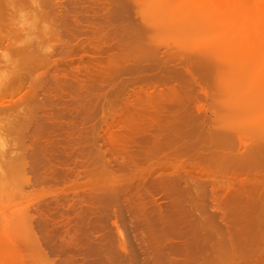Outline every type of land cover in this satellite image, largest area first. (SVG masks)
Instances as JSON below:
<instances>
[{"label":"rangeland","instance_id":"1","mask_svg":"<svg viewBox=\"0 0 264 264\" xmlns=\"http://www.w3.org/2000/svg\"><path fill=\"white\" fill-rule=\"evenodd\" d=\"M141 1L136 0L137 3L139 2L138 4L140 6H138V4L137 3L135 4V2L132 0H127V1L125 0H105V1L104 0H31L30 2H28L29 3L28 5H25L23 7L21 6L20 9L19 8L16 9V11H14V16L10 18L11 30H15V32H18L16 33V35L18 34L17 35L18 40L19 41L21 40L22 42L29 45V47L23 51L21 56H19L20 58H27L29 55L32 54L31 52L33 51L35 52L36 45L40 42L39 44L41 45V49L47 51V53L44 52L45 56L50 59L49 60L48 58H46L45 62H47V59L50 62H52V65L53 63L55 64V62L53 61H56V60L58 61L57 65H60V63L63 62V64L60 65V68L59 66L58 68L59 69L65 68V69L62 71L61 70L59 71V69H57L58 71H56V68H51L50 70L52 71H50L49 69L46 70V66L48 64H50L51 66V63L49 61H48V64L43 65V67L45 66V68L43 67H41L43 69L37 68L38 70L36 69V71H33L32 76L29 77L31 80L29 78L27 80L25 79L24 86L26 84L27 86H25L26 88L24 87V89L28 91L27 89L30 88V86L28 88V83H26L27 81H29V85H31L30 81H33V82H35L36 80L39 81V79L41 78L42 81L44 82L43 85L45 84L47 85V86L42 85V89L43 87H47L48 90L44 88L45 90H43V92L45 93H43L41 91L42 89L40 90V88L39 90H37L38 92L35 94V96L32 97V100H33L32 101L33 103H31L32 107H30L31 106L30 104L29 105L22 104L18 100H16L15 102V98L21 95L23 91H25L24 89L22 92L20 91L21 94L17 96H15L14 94L9 95L8 99L10 100V102L8 103L9 105L7 107V112L5 114L0 113V119L4 118L3 119L4 122L6 123L7 121L6 124H8L4 129L3 127L0 128L1 129L0 132H3L2 134L0 133V137L2 136L0 140L4 141V144H3L4 146L3 147L0 146V148L3 149V151H1L0 149V151L3 153V155L2 153H0V160L2 161V162L0 161V164H1L0 166V171H1L0 173V264H175V263L176 264H203L204 261H205L204 263H206V262H209L210 259L214 260V262L218 260L219 259L218 256H220V254L218 253L219 250L221 253V257L224 256V253L226 254L225 252L226 250L227 252L229 251V253L230 251L233 252L234 250L235 252H233L232 254L235 253L236 255L238 254L242 255V257H245L244 258L245 261H253V260L258 259V257H261L262 258L260 259L261 263L264 264V230L260 238H259L260 235L257 237V239L255 238L256 240H258L257 244L259 243L258 245L259 247L254 250H252V246L250 245V241H251L250 238H248L247 240V237H245V241L241 242V240L239 241V239H237V236L235 237L234 235H232V237L230 236L231 242L229 241L230 238H227V241L224 239V241H226V246H228L229 249H226V246H225V248L222 250L221 247L219 246L218 248L213 250L212 249L213 242L215 241L214 244L216 245V243L218 244L220 243V241L222 242L223 240L222 239L213 240V238L215 239L214 237L215 233L214 235H212V233L209 231L211 234L209 235L207 233L208 232L207 229H205V227H202V226L205 223L206 224L209 223L208 225H206V228H208L207 226H209L210 230L213 228L212 232L214 231V229L217 230L216 229L217 225L222 226L223 222H222V225H220L219 223L216 224L215 219L217 220V222H219L218 220L220 219L222 212H220V209L217 207L216 209H218L219 211L217 210V212L216 211L214 212L216 217L213 214V216L215 217V219H213V216H211L212 215L211 212L212 210L214 211L215 206L213 207L211 203L214 204V202H210L208 199L203 198L205 197L204 196L205 193L204 194L202 193L203 190L201 191V193L203 194L202 195L203 197L201 198V196L199 195L200 193L199 191L201 190V188H203V186H200L201 184L199 185L201 187L200 190H197L198 191L197 194L200 196L201 201H200V198L199 199L197 198L198 203L194 202V200H196V197L198 195H196V193L194 192L195 193V198H194L193 191L195 188L193 186L195 185L196 188H199V186H196L197 182L196 181L194 182V180L191 177H196V174L195 176H190L189 172L183 173L182 171H180L181 169H179L177 171V173L180 171L179 172L180 175L177 174L179 176L178 181L180 180L178 184V181L175 180L177 179L176 178L177 175L176 177H172L174 176L176 171L174 169L167 167L168 166L167 162H170L173 164L178 163L180 165L183 162V164L185 163L187 165L185 161H187L186 159H188V157L186 155L190 154L191 153L190 151L195 153V147L197 148L199 145L196 140L194 141V145H195V142H197V146L195 145L194 147L192 143L194 150L189 151L188 149L190 147H187L188 148L187 150L189 151L187 152V154L185 152L183 154L182 150H181L182 152L181 155L180 153L178 154V152L180 151L174 150L176 146L170 142V140L171 139L173 140V138L175 137L174 130L170 131V129H172L173 126L175 127L177 126L178 128L180 126V130L181 128L183 130L187 129L191 125L189 123L190 125L187 126L189 122L187 121L189 116L190 115L192 116L193 114H199L200 112H201L200 113L201 117L200 116L199 117L201 121L200 119H198L197 121L195 120L196 123L197 122L202 123L203 120H205L207 118V115L209 114L207 118V120L209 121H206V122L210 123V124H207L209 125L210 128H211L210 125H212V127L213 126L218 127L219 125L222 127L223 126L227 127L229 124L230 126V123L228 122H231V121L228 119L227 116L224 117V113H226L227 115V112L229 110V108H227V105L230 104V107H231V102L234 100L233 97L236 95V92L235 94L232 92L233 93L232 94L230 92L227 93L228 91L224 90L227 85H226V82H224L225 77H224L223 72L226 74V72L228 71L229 72V73L227 72L228 76L231 77V75L234 72H236L235 71L236 69L233 72V68L240 67L241 69H244L242 67H244L243 65L245 63L243 62L242 64L239 61L244 59L242 58V56L245 57V54H243L239 50L242 53L240 57L238 58L237 55L233 54L232 56L231 54L232 57L230 56V58L227 59V61L230 63L225 64L226 68L223 67L224 66L223 64V66H220V68L218 67V69L213 68L215 72L213 71V69L212 71L210 70V78L213 76L212 73L213 74L215 73L214 75L215 77L218 75L217 77L220 80H218V78L217 77L215 78L214 76L211 79L214 78L217 83L219 84L221 83L218 86H221L220 88L222 89L218 90L219 89L218 87H216L218 88L216 90H214L215 88L213 89V87L216 86V85L213 86L214 84H216L214 79H213V82L212 80L210 81L211 84L213 83L212 85L207 84V81L209 83L210 79L205 81L206 85L204 84L203 81L201 82L202 83L201 86L199 85L200 83L192 85L191 86L192 89L195 88L196 91H194L195 89L189 91L191 89L189 86L188 89H185L187 91L184 96H187V94L189 93L192 94V92L194 91L195 96L194 94H192L193 96L186 98V99L190 98L192 100L195 99L193 101L191 100L192 104L190 102V99L185 100V101H180V102L176 100L178 108L183 102L185 103L186 101H188V103L186 102L187 105L186 104L181 105L182 107L184 106L183 109L182 107H180L179 109L177 108L178 110L177 111L176 109L174 110V106L176 108V105H175L176 102L173 101V103L171 102V108H169L168 110V107H170V105H168L167 102L171 101V98H174V97H171V94L168 95V93L166 94L165 92L162 93L163 94L162 95L161 92L158 90L162 96L161 97L159 96L160 94L158 91H156L158 95L154 92L156 89H154L153 91V88L150 89V91L143 90L144 86H145L144 88L147 89L146 86L149 85L148 82L154 83L155 81L145 80L144 82H142L143 80L141 81V79L138 78L142 74H145L146 71H143V72L140 71L141 72L140 73L138 70H135V72H133V70L131 71L128 70L127 67L130 66L131 63L129 62H131V59L127 58L128 61L125 63L123 62L124 64L118 61L119 62L118 64L120 66L117 65L116 60H113V63L114 61L116 62L114 65L111 61H110L111 63L107 64L108 59L110 58V57L108 58L107 55H113V53L115 52H117L115 54H118L120 52L119 55H122L121 57H124V55L126 54L125 50L127 49L128 45H129V48L135 45L136 47L135 51L137 53L138 51L137 48L139 49V51L145 50L146 45L149 44L148 42H150L151 47L149 46L148 49L146 50H149V51L153 50L154 52L157 51L158 53H160L158 50H161V48H163L162 53H164L165 51H170L168 48L166 49L164 47H167L169 45L171 46L172 45L171 43L173 41L174 42L178 41V38H175V37L178 36L176 33H179V31L175 32L173 30L175 34L173 33L174 34L173 35L171 33L172 35H170L169 29L165 28L166 30L168 29V32L167 31H164V32H167L169 34L167 33L165 34L164 32H163L164 34L159 33V32L156 34V31H154V29L153 30L149 29L151 31L150 32L147 28L141 27L142 23L144 24V26L148 25V23L150 25V22L152 23L151 21L152 15L156 16L160 14V13L156 14L157 11L156 9L154 10L153 5L155 7V4H153V0H144L142 4H141ZM147 1H150V2H147ZM191 1H192V5H194L193 2L195 3V6L197 5L195 7V11H194V8L193 10H191L192 5L190 4L191 3L190 0H182L181 1L182 11L184 8V13L182 12L181 14L186 15L188 18H190L189 16L193 15V17L191 18L193 19L192 21H194V18H196V14L198 11H199L198 12L199 16L202 14L201 16L204 17L203 14L206 12V10L209 8L208 9L209 11L212 8L211 6H208V5H211V1H209L210 4H207L208 0H191ZM246 1H247V4L246 2H244L246 6H243L242 5L243 2L241 1L242 2L241 6H243V8L250 7L251 9H253L252 12H254V9H256L255 11L259 9L258 4H255L256 7L255 5H253L254 4L253 1L255 0H252V1L249 0L250 2L248 0ZM132 2L135 5H133ZM238 5L237 7H240ZM206 6L208 8H206ZM185 7L188 8L187 11H190V12H187ZM190 7L191 9H189ZM152 8H153V12L155 11V15L153 13L150 14V12H152L151 11ZM243 8L242 10L244 11ZM201 11L203 13H201ZM238 11L241 12L239 14V17L242 14L241 16L242 18H244L243 11H241L240 9H238ZM254 14L255 12L252 15ZM225 16L227 18V15ZM255 18L256 16L255 17L253 16L251 18V21L252 20L253 21L250 23L251 25L254 24L255 26H257V22L260 20V18L259 17H258L259 19L256 18L257 22ZM206 20L209 21L210 20L209 17ZM222 20H224V23H225V20L227 21L225 17H223ZM261 20H264V18L263 19L261 18ZM209 22H211V20ZM186 23L188 25V23L190 22L187 21ZM194 24L195 23H193V25ZM196 24H197V27L199 28L202 23L200 24V26L198 25L199 23H196ZM204 24L205 23H203L202 27L205 26ZM213 24L212 26L211 24H209L211 26L210 28L217 27L215 26L216 23H213ZM193 25L191 26L193 27ZM209 25H206V26H209ZM191 26L190 27L188 26V30L190 29L189 32L192 35L190 33H188L187 35L188 31L186 30H184V32L180 31L179 34H181L182 32L183 34L185 33L186 36H191L192 38L193 36H195V39L197 37V41H199V44L202 45L203 48H201L202 46L196 43L195 39L193 40L191 39L193 42L195 41V44H193L195 45V47L193 48L197 47V50H198L199 48L204 49L206 47V49L208 50V47H209V50H212L210 49V47L212 48V43L214 46L219 44L221 39L218 40L220 37L219 38L216 37V36H219V34L214 36L213 30L209 31V28H208L207 29L208 33L211 32L212 34L211 36H209L210 34L207 36L209 38L207 39L204 38V39L206 40L211 39L212 42L211 41H210L211 43L208 42L209 45L207 47L205 40L202 39L205 42L204 44V42L200 40L201 37L200 38L198 37L202 33L200 31L202 27H200L199 30L195 28L196 29L195 30L194 28H191ZM258 26L261 27L262 25H258ZM162 27L164 28L165 26H162ZM168 27L170 28V26ZM252 27H250L249 25V28H251V32L250 30L249 31L247 30L248 32H250L249 35L250 34L252 35V38H250L251 37L250 35V37L246 39L248 43L245 40V38H244L245 41L243 40L242 38L243 33L240 34L239 32H238V36L241 35L239 36L241 40L240 38L238 39L230 38L227 43L228 47L232 44L231 42L233 40L235 41L234 45H236L235 43H237L238 40H239L238 44L239 43L242 44L243 42L247 43L248 45L244 43V45L246 46H243L245 47V51L248 49L247 52L245 53H247L248 55V51L251 49V51H249L251 54L249 53L250 55L249 61L246 60L247 62L245 66H246V72H250L251 74L250 73L246 74L243 71L242 72L239 71V72L243 73L244 76L245 74L246 76H248L249 74H250L249 76H251L252 73H255L256 75L261 76V80L258 81V84L260 85H258L257 87H260V86L262 87L260 88L256 87L254 88V91L251 90V93L249 94V96L251 97H249V100H247L248 97L246 96H244L246 97V101L244 99H243L244 101L241 100L243 104L247 102L249 103H247V105L246 104L243 105L241 104L240 100L239 101L237 100L236 102V105L238 102H240L241 105L245 106V112L248 110L246 113H249V114H250L249 107L252 108L253 106L254 108V105L257 106V103L259 101V100H255L256 101L255 102L253 101V99H256L258 95L262 96V94H264V79L262 80V78H264V75L262 74L264 73L263 72L264 67H262L264 63H262V60H260L261 59L260 55H258V54L264 55V50H263L264 48L263 47L262 49L260 48V46H262V45L259 46V44H261L260 43L261 41L259 42L257 40L261 38V36L258 38V35H260L261 33L257 31H256L257 33H255V31L252 30ZM138 28H141V29L138 30ZM255 28L256 27H254L253 29ZM156 29L157 28H155V30ZM113 30L116 33L110 32ZM141 30H143V32L145 30H148V31H145L144 34H140L142 32ZM137 31H140V32H137ZM191 31L193 33L196 31V34L198 33L197 36L195 35V33L193 34ZM207 31H204V32H207ZM117 32L118 33L121 32L120 33L121 35L118 34ZM108 33H112V34H109L110 37H113V35H115L116 37L115 36L114 37L117 40H119L120 42L123 41L122 44L120 43L121 45L124 44L123 45L124 47L123 46L121 47L122 50L120 49L121 51H117L118 48H116L118 45L120 47V44H117L116 46L114 43L113 44L111 43L110 46L111 45H115V46H113L112 49L109 47V44L107 43L115 38H109ZM138 33L140 35H144V36L146 35V36L139 37L137 36ZM253 33L255 37H253ZM104 34H106L107 36ZM236 34L237 33H235V35ZM101 35H103V37ZM125 35L126 37H124ZM163 35L165 36V38ZM136 36L139 38H136ZM183 36L185 37V35ZM183 36L181 38L184 39ZM101 37L103 39L106 38L107 40L106 39L103 40L101 39ZM191 37H188V38H191ZM119 38H122V39L120 40ZM251 39L257 40L258 43ZM186 40L187 41L185 42L187 43L188 40L190 39L186 38ZM119 41L117 42L115 41V42L119 43ZM128 41H131V42H128ZM166 41L168 42V45ZM252 41L255 43H253ZM36 42L37 44H35ZM111 42H113V40ZM136 42H139V43H136ZM156 42H160V44H157ZM164 42H166L165 45L167 46H164L163 44H161ZM132 43L133 45H131ZM190 43H187V45L185 44V46H188V45L191 46ZM154 44L155 46H153ZM252 44L254 46L256 45L255 48L254 46H252ZM101 45H105V46L101 47ZM234 45H233V47L235 48L234 50H237L241 47V45L240 47L238 45V48H237V45L236 47ZM257 45L259 46V48L257 47ZM215 48L216 50L214 51H217V47ZM230 48H232V46ZM42 50L41 52H43ZM123 50L125 51L124 53H123ZM129 50H131V48ZM135 51H134V54H135ZM242 51L244 50L242 49ZM49 52L50 54L52 52V54L50 55ZM68 52H71L69 54L70 58L67 56ZM101 52L104 54H102ZM131 52L133 53L132 50ZM240 52L238 54H240ZM255 54H256V57H255ZM48 55H50V57ZM104 55H106L108 59ZM127 55L128 57H130L129 54ZM234 56H236L237 58L235 57L234 59ZM19 57H16V56L14 57L13 54L9 50H3V49L0 50V73L3 71L5 73H8L9 70L11 69L10 67L12 66V62L15 60H16L15 63L18 62L17 59ZM66 57H68L67 58L68 60L66 59ZM102 57H104V60H102L103 59ZM253 57H255L256 59V60L254 59L255 61L253 60ZM250 58L252 61H250ZM120 59L124 60V58H120ZM232 61L234 64L236 62V65L238 64L239 67H236L235 65H233ZM256 61L258 62L255 63ZM79 62L82 64L80 65ZM105 62L108 65V67L111 66L110 64H112L114 66L113 70H115V72L111 71L112 69V66H111L109 68L110 72L104 73V71L107 70V65L105 64ZM248 62L249 63L252 62V64H250L249 66ZM144 63H146L145 60H144ZM173 63L171 61L169 64L167 63V65L171 66ZM67 64L71 67H69ZM104 64L106 67L104 66ZM258 64L262 66L259 67ZM50 66L48 65L47 68H50ZM82 66L86 68H83ZM103 66L106 68V70L105 68H103ZM118 66L121 68V70H119ZM123 66L126 68L123 69L122 68ZM51 67H55V65ZM115 67H117L116 69H118V71H116ZM69 69L73 72H69L70 71ZM75 69H77L78 71ZM40 70H43V71L41 72ZM53 70H55L57 74L53 72ZM83 70L85 72H82ZM45 71L47 73L49 71L50 72L48 74H45L46 73ZM58 72H60L61 75ZM216 72H218V74ZM70 73L72 74L70 75ZM108 73L110 75H108ZM114 73H115V76H114ZM63 74L67 75L66 77L68 78H66ZM75 74H76V78H75ZM225 76L228 77L227 75ZM54 77L55 79L56 78L59 79L57 80L58 83L60 82V80L63 79V80H66L67 82L66 81L65 82L68 84L64 83V81L62 80L59 83L60 84L59 85L55 80L52 79ZM62 77H64L65 79ZM136 77L138 78L139 81H141V83H144V84L140 85V82L137 80ZM32 78H34L35 80H32ZM110 78H113V79L110 80ZM107 79H109L110 82L106 81ZM136 80L139 82V84ZM230 80L233 81V78ZM124 82L125 84L128 83V85L125 86ZM145 82H147L148 85ZM68 85H70L71 87ZM222 85H226V86H224L223 88ZM194 86H197V87H194ZM107 88L109 90L114 89V91L113 90L109 91ZM141 88H142V91L144 92L140 90ZM210 89H213L212 91L214 92H212ZM229 89L231 90V86ZM60 90L62 91L60 92ZM122 90H124L125 92H123ZM139 91H141L142 93ZM238 92H240V90ZM144 93L145 94L150 93V94L144 95ZM153 93L155 95H153ZM225 93L228 95L229 94H232V95L228 96V95H225ZM180 94L181 93L175 94V95H180ZM206 94L207 96L210 95L209 97L210 99L206 96ZM241 94L242 92L237 94L239 95L238 98H235V97L234 98L240 99L241 96L243 95ZM139 95H142V96H139ZM182 96L180 97L183 98L184 96L183 97ZM225 96H226V99H227V96L228 98L229 97L231 98L232 96L233 97L231 98L232 100L229 98L230 100H225V102L220 101L219 104L220 105L222 104L220 106L217 102L218 100H220V98L222 100ZM254 96L256 98H254ZM153 97L155 98L157 97L156 100ZM158 97H160L159 101H157ZM217 97H219L218 100H217ZM176 98L177 97H175V99ZM181 98L179 100H181ZM154 100L156 101V104H154L155 103ZM210 100L213 102V103L211 102V105L207 104V103H210ZM43 101L45 102V105ZM235 101L236 100L233 101L232 106ZM159 102H161V104ZM222 102L225 103V105L226 104L227 105L224 106ZM250 103L252 105H250ZM262 103H264L263 100L260 102L262 107L260 105V108H259V112L261 115L259 114V112H256L257 116L253 115L254 118L252 117L253 119H251L250 122L249 121L248 123L245 122L246 123L245 124L243 122L241 123V120H240V123H236V127H234L233 132L235 134V138H234L235 140H236L237 135L239 134L244 136L243 138H241L242 140L241 142L243 144L241 143L242 148L240 147L238 149L239 151V152L237 151L238 153L243 151L242 150L244 149L243 145L248 146L249 144L250 146V142H251L250 139H251V136L253 135V131L255 133L256 128L259 129L260 131L264 129V118L262 119V117L264 116V110H263L264 107ZM33 104H35V106H33ZM41 104L43 108L39 107L41 106ZM159 104L161 106H158ZM36 105L37 106L39 105V106L37 108L38 110L36 109V112H35V108L37 107ZM165 105L167 109L165 107L164 108L165 110H164L163 107ZM258 106H259V103H258ZM185 107L187 108L185 109ZM170 109H172L173 111ZM226 109H228L227 112L225 111ZM237 109L241 111L242 107H240L239 109L238 105L236 107L234 106V110L231 107L230 113H232L233 111L239 114V111H237ZM260 109L262 110V113ZM212 111H214V113ZM187 112L189 115L187 114ZM29 113L32 114V117L34 116L32 119ZM106 114H109V115L106 116ZM181 114H183V116ZM203 114L206 116V118ZM216 114H218L219 116ZM252 114L250 116H252ZM222 115L224 118H222ZM197 116L198 115L192 116V118L193 117L195 118ZM213 116H215L216 118ZM102 117H105L104 118L105 121L103 120ZM202 117H204L205 119L204 118L202 119ZM258 117H260L262 120ZM220 119L222 121H220ZM223 119L225 121L228 120V122H225ZM236 119L238 118L236 117ZM21 120L22 122L23 120H26L28 121V123L25 121L24 123L25 125H24L21 122ZM37 121L39 123L38 126H40L41 128L37 127L36 125L38 124ZM178 121L181 123V125H183V127L179 125ZM182 121L183 123L184 122L185 123L182 124ZM234 121H235V118H234ZM234 121L232 118V123L235 124ZM251 121L253 122V124ZM31 122L34 124V128ZM19 123H22V124L19 125ZM175 123L177 125H175ZM196 123H195V126L192 125V128H194L197 132V129L199 130V128H197ZM198 123L197 125H200V123L199 124ZM17 125H19V127ZM158 125L160 126V128ZM262 125L263 127H261ZM156 127L159 128V131H157L158 129H155ZM161 127H162V130H161ZM209 127L204 130L206 133L203 132L200 135L199 137L200 139L202 136H204V138H202L201 141L205 139V136L207 135V132H208L207 130L210 129ZM178 128L175 130L176 131L179 130ZM249 128L250 130L251 129L252 130L250 131ZM172 131H173L174 137L169 135V132L172 133ZM193 132L194 131H191V134H189L190 137H188V134L186 136L180 137V144L183 142L185 143V141L188 142L189 140H191L192 142L198 134V132L197 134ZM209 133L210 132H208V134ZM160 135H161V139L159 138ZM151 136H152V140H151ZM176 137H179V136L176 135ZM175 140H176L175 143L177 142L178 145H180L179 140H177V138H175ZM152 141H154V143ZM155 141L157 143H155ZM167 141H168V144H167ZM163 142L165 143V146L163 145L164 144ZM188 144L189 143H187V145ZM202 145L204 147L203 142H202ZM172 146L174 147L171 148ZM200 146H201V143H200ZM199 147L197 148L198 149L197 152H200ZM184 150L186 149L184 148ZM230 150L231 151L233 150L232 153L236 152V148L234 149L232 148ZM170 152L171 154H168ZM176 153L180 155V157H178ZM201 153H203L204 155L205 152H201ZM174 154L177 156V158L175 157ZM199 154L200 153H198V155ZM192 156L194 157V155ZM196 157L197 156H195L193 159H195ZM153 158L155 160L154 162H153ZM158 158H159V161H161L159 163V167H157ZM169 158H170V161H169ZM192 158H189V161ZM148 159L151 161L149 162ZM173 159H176V160H174L173 162ZM7 160L10 162V164ZM155 162H156V166L153 165ZM162 162L163 164L166 162V166L164 164L165 166L164 168L161 165ZM148 163H149V166H148ZM144 165H145V169H144ZM160 165L165 170H161ZM120 166H122V168ZM135 166L136 168H134ZM150 166L152 168L157 167L158 170L157 168H155L154 170L156 171L153 172V169ZM126 167L128 168V170H130V172L127 170ZM139 167L141 168V171H138ZM166 168L167 169L169 168L168 169L169 174L171 173L173 174V172L174 174L173 175L171 174V176L168 175ZM136 169H138L136 171V173L138 172V175L134 173L135 171H132ZM186 169H188L187 166H186ZM142 170L143 172L145 171L143 177H142L143 174L141 175ZM181 172L184 175L187 174L186 176H190V180L192 179L193 180L192 182L194 183H190L191 181L188 182L189 177H187L188 183L186 186L185 185L186 180H184V175L182 178ZM157 175H159L158 178L156 177ZM180 176H181V179H180ZM201 176L202 175H200V177ZM155 177L157 178V181L160 180L161 178L159 183L155 181L156 180ZM169 177H172V178L170 179ZM197 177L196 178L199 179V175H197ZM153 178L155 180H153ZM168 180H169V183H168ZM173 180L174 182L176 181V184H178L177 188H176L175 183H172ZM206 181H209V180H205V182ZM199 183L200 182L198 180V184ZM173 184L174 186H172ZM160 187H161V190L159 189ZM171 187H172V190H171ZM152 188L155 191L158 188L157 192H155ZM204 191L206 192V194L209 192L208 188L206 187ZM190 195L193 196L192 199ZM202 199L204 201L206 200L205 205ZM199 201H200V205H202V202H203L204 207L202 208L204 209V211L205 210L207 211L208 209V213H210V218L212 219L208 218L209 216L208 213L205 214L204 211L202 212V210H200V208L197 209V205L199 204ZM155 202L157 203V205ZM261 202H264V198L262 199ZM190 205L192 206V210H191ZM198 207L200 206L198 205ZM210 207L211 209H209ZM202 218H203V222H202ZM210 221L213 223H211ZM263 222H264V216L260 219V226L264 227V224L263 225L261 224ZM214 223L216 225H213ZM210 224L213 225V227H211ZM242 225L244 226V228H246L244 224H240V227ZM237 226L239 225L237 224ZM201 227L202 229L203 228L204 229L201 230ZM242 228H240V230ZM236 229L237 228L235 227V231ZM237 231H239V229ZM206 233L207 235L210 236L209 238L213 236L212 245H211V240L208 237H205V236L203 237L202 234L206 235ZM200 235H202V237ZM204 238H208L209 240L207 239L204 240ZM202 240L204 241V244ZM227 242H228V245H227ZM253 242L255 243V241ZM233 243L234 244L237 243L238 246L237 244L236 246L235 245L233 246ZM222 244L223 242L221 243V245ZM236 248L240 250L239 252L237 251L238 253H236ZM242 249H244L245 252L246 251L247 252L246 253L242 252ZM162 250L164 251V253L162 252ZM221 251L224 253H222ZM161 255L163 256V259ZM209 256H211V258ZM160 257H161V260H160ZM203 257L204 258L206 257L205 260L203 259ZM207 257H208V261H207ZM153 258H156L157 260L156 259L154 260ZM209 264H212V263L210 262Z\"/></svg>","mask_w":264,"mask_h":264},{"label":"bare ground","instance_id":"2","mask_svg":"<svg viewBox=\"0 0 264 264\" xmlns=\"http://www.w3.org/2000/svg\"><path fill=\"white\" fill-rule=\"evenodd\" d=\"M31 1V0H30ZM29 0H0V50H9L12 54H13V56L15 57H19V56H21V54L23 53V51L24 50H26L28 47H29V45L28 44H26V43H24V42H22L21 40V42L18 40V38H17V35H16V33H18V32H15V30H11V23H10V18L12 17V16H14V11H16V9H20L21 8V6L23 7V6H25V5H28L29 3L28 2H30ZM105 1V0H104ZM125 1H127V0H125ZM132 1H134L135 2V4L137 3L136 2V0H132ZM141 1V0H140ZM181 1L182 0H153V4H155V7H154V5H153V8H154V10L156 9V14H159V15H156V16H151V21H152V23L150 22V25H149V23H148V25H145L144 26V24L142 23V25H141V27L143 28V27H145V28H147L148 30L150 29V30H153L154 29V31H156V34L159 32V33H163L164 31H167L168 32V29H169V33H170V35H172L173 33L175 34V32H178L179 31V33H180V31H183L184 32V30H186V31H188L187 32V35H188V33H190L189 32V30H188V26L190 27L191 25H193V23H199L198 25L200 26V24H201V26L200 27H202L203 26V23H205L204 25V27H202V29H200V27L198 28L197 27V24L195 25H193V27L191 26V28H197L198 30L200 29V31L202 32L198 37L200 38V40H202V39H204V38H209V37H207L209 34V36H211V32H209L208 33V31H207V29L209 28V31H212L213 30V32L214 33H216V34H214L213 33V35L214 36H216V35H218L219 34V36H216L217 38H219L218 40H220V42H219V44L218 45H213V43H212V48L210 47V49H212V50H209V47H208V42H212V40L210 39H208V40H206V39H204L205 40V42H206V44H207V47H208V50L206 49V47L204 48V49H200L199 47V49L197 50V47L196 48H193V47H195V45H193V44H195V41H196V43H198L199 44V41H197V37H196V39H195V36H193V38L191 37V36H186V34L184 33H182L181 32V34H183V35H185V37L187 38V39H195V41L193 42L192 40L190 41V40H188V42L187 43H190L191 44V46L190 45H188V46H185V44L187 45V43L185 42V41H187L186 40V38L183 36V35H181V34H179V33H176L178 36H176L175 38H178V41L176 42H172L171 44V46L169 45V46H167L168 45V42H167V45H165L166 44V42H164V43H161V44H163L164 46H167V47H164V48H168L170 51H165L164 53H162V49L163 48H161V50H158L160 53H158L157 51H153V50H151V51H149V50H146V49H148V47L150 46L151 47V44H150V42H148L149 44H147L146 45V49L145 50H142V51H139V49L137 48V53H136V47H135V45L134 46H131V45H133V43L130 45L131 47V50L133 51V53L131 52V50H129L130 48H129V45H128V47H127V49L124 51L123 50V53L125 52L126 54L124 55V57H121L122 55H119V53L118 54H115V53H117V52H115V53H113V55H107L108 56V58L106 57V55H104L107 59H108V62H107V64L108 63H113V60H116L117 61V65H119L118 63V61H120V63H122V64H124L125 62H127L128 61V59H131V62H129V63H131L130 64V66H128L127 67V69L128 70H133V72H135V70H138L139 72L141 71V72H143V71H146L145 72V74H142L140 77H138L139 79H141V81L142 82H144L145 80H148V81H150V80H152V81H155L153 84L152 83H150V82H148L149 83V85H148V83L147 82H145V83H147V85L148 86H146L147 87V89H145L144 87H143V90H149L150 91V89H152L153 88V91H154V89H156L154 92L156 93V91H160L161 92V94L162 93H168V95L169 94H171V97H174V98H171V101H168L167 102V104L168 105H170V107H168V110H169V108H171V102L173 103V101H175L176 102V108H175V106H174V110L176 109L177 110V101L178 102H180V101H185V100H189V99H186V98H188V97H191V96H193L192 94H194L195 92L194 91H196V89L194 90V89H192V85H195V84H199L200 86H201V82L203 81L204 82V84L206 85V80H209V83H208V81H207V84H210V85H212L211 83H210V81L212 80V82H213V79H211L214 75H215V73L213 74L212 73V77L210 78V70L212 71V69L213 68H217L218 69V67L220 68V66H223V64H224V66L223 67H225L226 68V66H225V64L226 63H230V62H228L227 61V59L228 58H230V56H231V54H232V56H233V54L234 55H237V57L239 58L240 57V55L243 53V54H245V57H243L242 56V58H244V59H242V60H240L239 62H241L242 64H243V62L245 63L243 66L244 67H242V68H244V69H241L239 66H238V64L236 65V62H235V64L233 63V61H232V63H233V65H235L236 67H239V68H233V72H234V70L237 72H234L232 75H231V77H229L228 76V71H227V69H226V71L228 72H226V74L223 72V74H224V77H225V79H224V82H226V85L228 86H226V85H222V87L224 88V86H226L225 87V91H228L227 93H234L235 94V92H236V95L234 96L235 98H238L239 97V95H237V94H239L240 92H242V96H241V98L240 99H235L233 96V99L234 100H236L235 102H234V104H233V106H232V103H233V101L231 102V107L233 108V110H234V106L236 107L237 105H238V108L240 109V107H242V110L240 111V110H238L237 109V111H239V114H237L236 112H233L232 111V113H230V109H231V107H230V104H226L227 105V108H229V110L228 109H226L225 111L227 112V110H228V112H227V115H226V113H224V117H228V119L231 121V122H228V120L227 121H225L224 119V121L225 122H228V123H230V126H229V124H228V126L227 127H222V126H220L219 124V126L217 127V126H213L212 127V125H210L211 126V128L209 127V125H207V124H210L209 122H206V121H209V120H207V118H208V115H207V118H206V116H205V118L204 117H202V119L204 118L205 120H203V122L202 123H200V125H197V123L195 122V120L197 121L198 119H200V113L199 114H193L192 116H195V115H198L197 117H193L192 118V116H191V118H190V116H189V118H188V120L187 119H185V120H187V121H189L188 122V124H187V122H186V124H187V126L188 125H190V127H188L187 129H185V127H184V129L185 130H183L182 128H181V130H180V126H179V130H175V129H177L175 126H173V128L172 129H170V131L171 130H174V134H175V137L173 136V131H172V133L171 132H169V135H171L172 137H174L173 138V140L171 139L170 140V142L172 143V144H174L176 147L174 148V150H178V151H180V152H178V154L180 153V155H181V153L183 152V154H184V152L187 154V152H189L190 150H194V147H195V145L197 146V142H198V147L200 146V143H201V146L203 147V145H202V142H203V144H204V147L202 148L201 146L199 147L200 148V152H197L198 151V147L196 148L195 147V153L194 152H192V151H190L191 153L190 154H187L186 156L188 157V159H186L187 161H185L186 163H187V165L184 163L183 164V162H182V164H183V166H182V164L180 165V164H173V163H170V162H167L168 164V166L167 167H169V168H171V169H174L176 172H175V174H174V172H173V174H174V176H172V177H176V175L177 174H179L180 175V171H182L183 173H187V172H189L190 173V176H195V174H196V177H197V175H199V179H197L196 177H191L193 180H194V182L196 181L197 182V184H196V186H199L200 184V186H203V188H201L200 186H199V188H196L195 187V185L193 186L195 189H196V191H195V189H194V191H193V193L195 192L196 193V195H198L197 193H198V191L197 190H200V188H201V190L199 191L200 193H199V195L201 196V198L203 197L202 195L204 194V196L205 197H203L204 199H208L210 202H214V204L213 203H211L212 205H213V207L215 206V209L218 207L219 209H220V212H222L221 213V216H220V219L218 220L219 222H217V220L215 219V217H216V215H215V211L217 212V210L218 209H214V211L212 210V212H211V216H213V214L215 215V217L213 216V219H215V223L217 224V223H219L220 225H222V222H223V225L222 226H219V225H217V230H215L214 229V231L212 232V230H213V228L210 230V228H209V226H207L208 228H206V225H208V224H203V226L202 227H205V229H207V233L209 234V235H211L210 234V232L212 233V235H214V233H215V235H214V237H215V239L213 238V236L211 237V238H209L210 236L209 235H207V233H206V235H204V234H202L203 235V237L205 236V237H208L210 240H211V245H212V238H213V240H217V239H219V240H223L222 242H223V244L221 245V241H220V243H216V245L214 244V242H213V245H212V249L214 250V249H216V248H218L219 246L221 247V249L223 250L224 248H225V246H226V241H227V238H230V236L232 237V235H234L235 237L237 236V239H239V241L241 240V242L243 241H245V237H247V240H248V238H250V245L252 246V250H254V249H256V248H258L259 246V243L257 244V241L258 240H256L257 239V237L259 236V238L261 237V235H262V233H263V230H264V227L263 226H260V219L264 216V202H261L262 201V199L264 198V129L263 130H259V129H257L256 128V131H255V133H254V131H253V135L251 136V139H250V146H249V144H248V146H244L243 145V147H244V149H242L243 151H241L240 153H238L239 151H238V149L241 147L242 148V145H241V138H243L244 136L243 135H241V134H239V135H237V137H236V140L234 139L235 138V134H234V127H236V123H240V120H241V123L243 122V123H245V122H247L248 123V121L250 122V120L251 119H253L254 117H253V115H256L257 116V113L256 112H259V108H260V102L263 100V102H264V94H262V96H257V98L254 96V98H256V99H253V101H255V100H261L260 102L258 101V103H259V106H258V103H257V106H255L254 105V108H253V106H252V108L251 107H249L250 109V114L249 113H246L245 112V106H243V105H247V103H249V102H247V103H244L243 104V102H241V100H245L246 101V97H248V99L247 100H249V97H251V96H249V94L251 93V90L252 91H254V88H256L258 85H260V84H258V81L259 80H261V76H258V75H256L255 73H252V75L251 76H249L251 73L250 72H246V60H248L249 61V57H250V55H249V51H251V49L248 51V55H247V53H245V52H247V50L245 51V47H243V46H246V45H244V43L245 42H241L242 44H240L241 45V47H240V45L238 44V42H239V40H238V42L237 43H235L236 45H237V48H238V45H239V49H237V50H234L235 48L233 47V45H234V40L231 42L232 44L228 47V41H229V39L231 38H240L239 36H241V35H239L238 36V32L240 33V34H244V36H246V37H244L243 36V34H242V38H243V40H244V38H245V40L246 39H248L249 37H250V35H249V33L251 32V28H249V25H250V27H252L253 25H251V23L250 22H252L251 21V18L254 16H256V18L257 19H259L260 18V20L257 22V19H256V22H257V26H253L252 27V30L253 31H255V33H257V32H260L261 34L260 35H258V38L261 36V38H259V39H257L261 44H259V46L260 45H262V46H260V48L262 49V47L264 48V20H261V18L263 19L264 18V0H255V1H253L254 2V4L253 5H255V4H258V8L259 9H257V11H255L256 9H254V12H255V14L254 15H252L254 12H252V10L253 9H251L250 7L248 8V7H244L243 8V6H246V4H247V1L246 0H208V3L207 4H210L209 3V1H211V5H208V6H211L212 8L209 10L210 11V13H209V11H208V7L206 6V8H208L207 10H206V12L203 14V16L204 17H202L201 15L199 16V14H198V12H197V10H196V12H197V14H196V12H195V14H196V18H194V21H192L193 19H191L192 17H193V15H191V16H189L190 18H188L186 15H184V14H181L182 12L184 13V8H183V11H182V3H181ZM243 2V4H242V2ZM249 1V0H248ZM252 1V0H251ZM27 2V3H26ZM107 2V1H106ZM144 2V0H142L141 1V4ZM147 2H150V1H147ZM190 4L192 5V1L190 0ZM239 2V3H238ZM244 2H246V4L244 3ZM250 2V1H249ZM256 2V3H255ZM108 3H109V1H108ZM113 3V2H112ZM133 3V2H132ZM139 3V2H138ZM137 3V4H138ZM152 3V2H151ZM184 3H185V1H184ZM197 3V2H196ZM233 3H235V4H233ZM236 3H238V4H236ZM134 3H133V5H135ZM193 4L194 5H192V9H191V7L189 8V9H191V10H193V8H194V11H195V7L197 6H195V3L193 2ZM202 4V3H201ZM206 4V3H205ZM204 4V5H205ZM241 4L243 5V6H241ZM245 4V5H244ZM190 5V6H191ZM237 5L238 6H240V7H237ZM249 5V4H248ZM39 6V5H38ZM138 6H140L139 4H138ZM201 6V5H200ZM234 6H236V7H234ZM183 7H184V5H183ZM187 7V6H186ZM185 7V8H186ZM202 7V6H201ZM255 7H256V5H255ZM153 8L151 9V11L152 12H150V14H154L155 15V11L153 12ZM224 8H226V9H224ZM242 8L244 9V11L242 10ZM118 9V8H117ZM197 9H198V7H197ZM238 9H240L241 11H243V14H244V18H242V14L240 15V17H239V14L241 13L240 11H238ZM249 9H251V10H249ZM188 10V8H186V11ZM200 10V9H199ZM202 10V9H201ZM225 12H224V11ZM18 11V10H17ZM203 11V10H202ZM201 11V13H203ZM187 12H190V11H187ZM186 12V13H187ZM17 13V12H16ZM226 13V14H225ZM262 14V16H261V14ZM13 14V15H12ZM149 14V13H148ZM189 14V13H188ZM187 14V15H188ZM195 14H194V16H195ZM206 14V15H205ZM208 14V15H207ZM184 15V16H183ZM225 15H227V18H226V16ZM258 15V16H257ZM143 16V15H142ZM148 16V15H147ZM225 17V19H227V21L225 20V23H224V20H222V18L223 17ZM208 17H209V19L211 20V22H209L208 20H206V19H208ZM259 17V18H258ZM206 18V19H205ZM239 18H241V19H239ZM13 19V18H12ZM202 21H201V20ZM142 20V19H141ZM191 20V21H190ZM203 20H204V22H203ZM213 20V21H212ZM222 20V21H221ZM187 21H189L190 23H188V25H187ZM208 21V22H207ZM260 21H262V22H260ZM143 22V21H142ZM145 22H147V21H145ZM144 22V23H145ZM192 22V23H191ZM216 23L215 24V26H217V27H212V28H210L211 26H212V24L213 23ZM186 23V24H185ZM250 23V24H249ZM254 23V22H253ZM262 23V24H261ZM147 24V23H146ZM209 24H211V26L209 25ZM185 25V26H184ZM206 25H209V26H206ZM214 25V24H213ZM224 25V26H223ZM258 25H262L261 27L260 26H258ZM162 26H165L164 28L162 27ZM167 26V27H166ZM168 26H170V28H171V30H170V28L168 27ZM184 26V27H183ZM187 26V27H186ZM195 26V27H194ZM221 26V27H220ZM140 27V26H139ZM152 27V28H151ZM157 28L156 30H155V28ZM160 27V28H159ZM183 27V28H182ZM254 27H256L257 28V30H256V28L255 29H253ZM165 28H168L167 30L165 29ZM214 28V29H213ZM260 28V29H259ZM139 29H141V28H138V30ZM159 29V30H158ZM180 29H182V30H180ZM204 29V30H203ZM206 29V30H205ZM211 29V30H210ZM217 29H219V30H217ZM222 29V30H221ZM137 30V29H136ZM144 30V29H143ZM143 30H141L142 32L140 33V34H144V32L145 31H148V30H145L144 32H143ZM149 30V31H150ZM175 32H174V31ZM193 30V29H192ZM196 30V29H195ZM250 30V32H248V31ZM259 30V31H258ZM17 31V30H16ZM162 31V32H161ZM185 31V32H186ZM204 31H207V32H204ZM217 31H218V33H217ZM257 31V32H256ZM110 32H112V33H116V32H114V30L113 31H110ZM137 32H140V31H137ZM151 32V31H150ZM153 32V31H152ZM167 32H164L165 34L167 33ZM192 32V31H191ZM197 32H199V31H197ZM112 33H108V36H109V34H112ZM118 33V32H117ZM121 33V32H120ZM120 33H118V34H120ZM163 33V34H164ZM169 33H167V34H169ZM172 33V34H171ZM193 33V32H192ZM195 33V35L197 36V34H196V31L194 32ZM193 33V34H194ZM235 33H237L236 35H235ZM245 33H246V35H245ZM139 33H138V35L137 36H139V37H141V36H144V35H140ZM173 34V35H174ZM191 34V33H190ZM104 35H106V34H104ZM121 35V34H120ZM123 35V34H122ZM132 35H133V33H132ZM161 35V34H160ZM192 35V34H191ZM256 35V36H257ZM102 37H103V35H101ZM107 36V35H106ZM115 35H113V37H110L109 36V38H115L114 37ZM136 36V38H139V37H137ZM146 36V35H145ZM144 36V37H145ZM164 36V35H163ZM184 37V39L183 38H181V37ZM236 36V37H235ZM101 37V39H103ZM123 37V36H122ZM124 37H126V35L124 36ZM123 37V38H124ZM135 37V36H134ZM153 37V36H152ZM188 37H191V38H188ZM253 37H255L254 36V33H253ZM128 38V37H127ZM131 38V37H130ZM164 38H165V36H164ZM198 38V39H199ZM211 38H213V37H211ZM250 38H252V35H251V37ZM72 39V38H71ZM106 39V38H105ZM105 39H103V40H105ZM120 40L122 39V38H119ZM132 39V38H131ZM167 39V38H166ZM171 39H172V37H171ZM256 39V38H255ZM255 39H251V40H253V41H256L257 42V40H255ZM262 39V40H261ZM107 40V39H106ZM113 40V42H111ZM110 42H108L107 44H109V47L112 49L113 48V46H117V44H122V42H120L119 40H117L116 38L115 39H112ZM126 40V39H125ZM135 40V39H134ZM160 40V39H159ZM162 40V39H161ZM168 40V39H167ZM218 40H217V42H218ZM236 40V39H235ZM240 40H241V38H240ZM244 40V41H245ZM117 41H119V43H116ZM171 41V40H170ZM190 41V42H189ZM203 41V40H202ZM201 41V42H202ZM213 41H215V40H213ZM231 41V40H230ZM247 41V40H246ZM252 41V42H253ZM128 42H131V41H128ZM135 42V41H134ZM153 42V41H152ZM204 42V41H203ZM205 42H204V44H205ZM210 42V43H211ZM216 42V43H217ZM40 43V42H39ZM37 44V42L35 43V44H37L36 45V50H35V52L33 53V52H31L32 54L31 55H29L27 58H18L17 59V61L18 62H16L15 63V61H13L12 62V66L10 67L11 69L9 70V72L8 73H5L4 71L3 72H1L0 73V113L1 114H5L6 112H7V107H8V103L10 102V100L8 99V96L9 95H15V96H17V95H19V94H21V92L23 91V89H24V87L25 86H27V84L24 86V84H25V79L27 80L29 77H31L32 76V73H33V71H36V69L37 68H41V67H43V65L44 64H48V61L50 60L48 57H46L45 56V53L44 52H46L47 53V51H45V50H42L41 49V45L40 44ZM115 44V45H111L110 46V44ZM136 43H139V42H136ZM143 43H144V41H143ZM157 44H160V42H156ZM247 43H248V41H247ZM247 43H245V44H247ZM253 43H255V42H253ZM258 43V42H257ZM120 44V47H119V45L116 47V48H118L117 49V51H121L122 50V46L124 45H121ZM129 44V43H128ZM142 44V43H141ZM169 44H170V42H169ZM230 44V43H229ZM39 45H40V47H39ZM83 45V44H82ZM106 45V44H105ZM105 45H101V47H103V46H105ZM193 45V46H192ZM200 45V44H199ZM236 45H234L235 47H236ZM248 45V44H247ZM73 46V45H72ZM145 46V45H144ZM153 46H155V44L153 45ZM198 46V45H197ZM200 46H202V45H200ZM213 46H214V48H213ZM232 46V48H230ZM252 46H254L253 44H252ZM256 46V45H255ZM255 46H254V48H255ZM259 46L257 45V47L259 48ZM39 47V48H38ZM77 47H79V46H77ZM108 47V48H109ZM124 47V46H123ZM135 47V48H134ZM138 47V46H137ZM141 47H142V45H141ZM161 47V46H160ZM215 47H217V51H214V50H216V48ZM243 47V48H242ZM70 48V47H69ZM109 48V49H110ZM115 48V47H114ZM115 48V49H116ZM132 48H134V49H132ZM140 48V47H139ZM158 48V47H157ZM171 48V49H170ZM201 48H203V46L201 47ZM244 50V51H242V49ZM247 48V47H246ZM249 48V47H248ZM75 49H77V48H75ZM93 49V48H92ZM109 49H107V50H109ZM121 49V50H120ZM141 49V48H140ZM142 49H144V48H142ZM151 49V48H150ZM154 49V48H153ZM194 49V50H193ZM196 49V50H195ZM41 50L43 51V52H41ZM86 50V49H85ZM105 50V49H104ZM114 50V49H113ZM242 52H240V51ZM264 50V49H263ZM70 51V50H69ZM77 51V50H76ZM116 51V50H115ZM129 51V52H128ZM134 51H135V54H134ZM214 51V52H213ZM254 51V50H253ZM253 51H252V53H253ZM139 52V53H138ZM240 52V54H238ZM71 52H68V57H69V54H70ZM77 53V52H76ZM86 53V52H85ZM102 53V52H101ZM122 53V54H123ZM262 53V52H261ZM49 54H50V52H49ZM51 54H52V52H51ZM50 54V55H51ZM59 54V53H58ZM102 54H104V53H102ZM106 54V53H105ZM115 54V55H114ZM127 54H129V56L130 57H128V55ZM251 54V53H250ZM257 54V53H256ZM256 54H255V57H256ZM47 55V54H46ZM50 55H48L49 57H50ZM56 55V54H55ZM73 55V54H72ZM258 55H260V60H262V63H264L263 61H264V55L262 54H258ZM94 56V55H93ZM113 56V57H112ZM231 56V57H232ZM68 57H66V59L68 58ZM89 57V56H88ZM90 57H91V55H90ZM98 57H99V55H98ZM235 57L236 56H234V59H235ZM236 57V58H237ZM255 57H253V60L255 59ZM46 58H48L47 59V62H45L46 61ZM59 58V57H58ZM70 58V57H69ZM103 59L102 60H104V57H102ZM114 58V59H113ZM120 58H124V60L123 59H120ZM128 58V59H127ZM246 58V59H245ZM252 58V57H251ZM251 58H250V61H252L251 60ZM263 58V59H262ZM51 59H53V58H51ZM90 59V58H89ZM94 59V58H93ZM112 59V60H111ZM120 59V60H119ZM258 59V58H257ZM61 60V59H60ZM68 60V59H67ZM80 60H81V58H80ZM101 60V61H102ZM121 60H123V61H121ZM144 60L146 61V63H144ZM172 61V63L173 62H175V63H173L171 66H169V65H167V63L169 64L171 61ZM232 60V59H231ZM239 60V59H238ZM244 60V61H243ZM256 60V59H255ZM254 60V61H255ZM259 60V61H260ZM94 61V60H93ZM100 61V62H101ZM111 61V62H110ZM143 61V62H142ZM236 61V60H235ZM50 62V61H49ZM53 62H55V64L53 63V65H52V62H50L51 63V66H54L55 65V67H51L50 66V64H48L49 66H50V68H47L48 67V65L46 66V70H50L51 68H56V71H58L57 69H59L60 68V65L61 64H63V62H61V61H59V62H61L60 63V65H57V60L56 61H53ZM87 62V61H86ZM106 62H105V64H106ZM124 62V63H123ZM258 61H256L255 63H257ZM80 63V62H79ZM116 62L114 61V63H113V65L115 64ZM144 63V64H143ZM238 63V62H237ZM261 63V64H262ZM59 64V63H58ZM71 64V63H70ZM82 63H80V65H81ZM99 64V63H98ZM105 64H104V66H105ZM106 64V65H107ZM121 64V65H122ZM240 64V63H239ZM241 64V65H242ZM250 64H252V62H248V65L250 66ZM254 64V63H253ZM260 64V63H259ZM258 64V65H259ZM68 65V64H67ZM85 65V64H84ZM89 65V64H88ZM101 65V64H100ZM111 66H112V69H111V71H113V72H115V70H113L114 69V66L112 65V64H110ZM129 65V64H128ZM240 65V66H241ZM247 65V66H248ZM57 66V67H56ZM58 66H59V68H58ZM69 66V65H68ZM87 66V65H86ZM103 66V68H105ZM111 66H109L108 67V65H107V70H106V68H105V70L106 71H104V73L105 72H110V67ZM120 66V65H119ZM118 66V67H119ZM125 66V65H124ZM122 67L123 69H125L126 67ZM230 66V65H229ZM262 66V65H261ZM260 65H259V67H261ZM61 67H63V66H61ZM69 67H71V66H69ZM75 67V66H74ZM80 67V66H79ZM79 67H78V69H79ZM83 67V66H82ZM228 67V66H227ZM232 67H234V66H232ZM258 67V66H257ZM262 67H264V64H263V66ZM43 68H45V66L43 67ZM43 68H41V69H43ZM76 68V67H75ZM83 68H86V67H83ZM88 68V67H87ZM102 68V69H103ZM117 67H115V69H116ZM230 68V67H229ZM248 68V67H247ZM65 69V68H64ZM64 69H59V71L61 70H64ZM90 69V68H89ZM109 69V70H108ZM217 69H216V71H217ZM232 69V68H231ZM239 69V70H238ZM249 69H250V67H249ZM264 69V68H263ZM262 69V70H263ZM38 70V69H37ZM70 70V69H69ZM75 70H77V69H75ZM119 70H121V68L119 67ZM229 70V69H228ZM248 70V69H247ZM254 70V69H253ZM255 70H257V69H255ZM41 72L43 71V70H40ZM39 71V72H40ZM50 71H52V70H50ZM49 71V72H50ZM66 71H67V69H66ZM78 71V70H77ZM102 71V70H101ZM116 71H118V69H116ZM130 71H128V72H130ZM138 71H136V72H138ZM213 71L215 72V70L213 69ZM239 71H243V72H245L246 74H248V73H250L248 76H246V74H245V76H244V74L243 73H241V72H239ZM46 72V71H45ZM44 72V73H45ZM48 72V73H49ZM53 72H55V70H53ZM69 72H73V71H69ZM81 72V71H80ZM82 72H85L84 70L82 71ZM121 72V71H120ZM127 72V71H126ZM140 72V73H141ZM153 72V73H152ZM230 72H231V70H230ZM261 72V71H260ZM259 72V73H260ZM263 72H264V70H263ZM43 73V74H44ZM47 72L45 73V74H48ZM56 74H57V72H55ZM59 74H60V72H58ZM63 73V72H62ZM66 73V72H65ZM94 73V72H93ZM117 73V72H116ZM119 73V72H118ZM132 73V72H131ZM139 73V74H140ZM152 73V74H151ZM217 74H218V72H216ZM262 73V72H261ZM51 74V73H50ZM72 73H70V75H71ZM120 74V73H119ZM219 74H220V72H219ZM223 74H221V75H223ZM263 75H264V73H262ZM262 74H260V75H262ZM53 75H55V74H53ZM61 75V74H60ZM59 75V76H60ZM64 75V74H63ZM69 75V74H68ZM108 75H110L109 73H108ZM113 75V74H112ZM117 75V74H116ZM225 75H227L228 77H226ZM65 77L67 76V75H64ZM74 76V75H73ZM96 76V75H95ZM105 76V75H104ZM114 76H115V73H114ZM114 76H112V77H114ZM218 76V75H217ZM216 76V77H217ZM37 77V76H36ZM45 77H47V76H45ZM52 77V76H51ZM57 77V76H56ZM118 77V76H117ZM135 77V76H134ZM215 77V76H214ZM215 77V78H216ZM40 78V77H39ZM62 78H64V77H62ZM66 78H68V77H66ZM73 78V77H72ZM75 78H76V74H75ZM99 78V77H98ZM101 78H103V77H101ZM108 78V77H107ZM116 78V77H115ZM114 78V79H115ZM137 78V77H136ZM138 78H137V80H138ZM218 78V77H217ZM220 78H221V76H220ZM227 78V79H226ZM233 78V81H231L230 79H232ZM30 79V78H29ZM37 79V78H36ZM53 80H55L56 82H57V80H59L58 78H56L55 79V77L54 78H52ZM65 79V78H64ZM94 79V78H93ZM104 79H105V77H104ZM113 78H110V80H112ZM229 79V80H228ZM264 78H262V80H263ZM31 80V79H30ZM32 80H35L34 78H32ZM63 80V79H62ZM62 80H60V82L62 81ZM136 80V81H137ZM218 80H220L219 78H218ZM228 80V81H227ZM49 81V80H48ZM52 81V80H51ZM64 81V83H66L67 81L66 80H63ZM66 81V82H65ZM80 81V80H79ZM102 81H103V79H102ZM106 81H109V79H107ZM139 81V80H138ZM137 81V82H138ZM141 81H139L140 82V85H142V84H144V83H141ZM214 81L216 82V80L214 79ZM230 81V82H229ZM32 82V83H31ZM43 81H42V79L40 78L39 79V81L38 80H36L35 82H33V81H30V84L31 85H29V81H27L26 83H28V88H29V86H30V88L29 89H27L28 91H26L25 89V91H23V93L21 94V95H19L17 98H15V102H16V100H18L19 102H21L22 104H26V105H31V103H33L32 101V97L33 96H35V94L38 92L37 90H39V88H40V90L42 89V85L44 84V82L42 83ZM54 82V81H53ZM55 82V83H56ZM59 82V83H60ZM71 82H72V80H71ZM110 82V81H109ZM117 82V81H116ZM136 82V83H137ZM139 82H138V84H139ZM229 82V83H228ZM233 82V83H232ZM242 82V83H241ZM48 83V82H47ZM58 83V82H57ZM58 83V84H59ZM79 83V82H78ZM106 83V82H105ZM115 83V82H114ZM120 83H122V82H120ZM223 83V82H222ZM229 85H228V84ZM66 84H68V83H66ZM104 84V83H103ZM107 84V83H106ZM124 84H125V82H124ZM130 84V83H129ZM152 84V85H151ZM203 84V85H204ZM221 84V83H220ZM219 83H217L216 82V84H214L213 86H215V87H213V89L214 90H216V89H218V90H220V89H222V88H220L221 86H218V85H220ZM243 84V85H242ZM46 85V84H45ZM45 85H43V86H45ZM60 85V84H59ZM62 85V84H61ZM65 85V84H64ZM108 85V84H107ZM123 85V84H122ZM126 85H128V83L127 84H125V86ZM151 85V86H150ZM47 86V85H46ZM66 86V85H65ZM68 86H70V85H68ZM80 86H81V84H80ZM84 86V85H83ZM190 86V90L189 91H191V90H194L193 92H192V94H187V96H184L185 94H186V91L187 90H185V89H188V87ZM230 86H231V90L229 89L230 88ZM71 87V86H70ZM122 87V86H121ZM194 87H197V86H194ZM216 87H218V88H216ZM236 89H235V88ZM260 87H262V86H260ZM260 87H257V88H260ZM26 88V87H25ZM47 89V87H43V89L41 90L42 92H43V90H45V89ZM62 88V87H61ZM64 88V87H63ZM211 88V87H210ZM228 90H227V89ZM235 89V91H234V89ZM52 89V88H51ZM80 89V88H79ZM108 89V88H107ZM106 89V90H107ZM122 89V88H121ZM126 89V88H125ZM198 89V88H197ZM206 89V88H205ZM213 89H210L211 91L213 90ZM233 89V90H232ZM48 90V89H47ZM54 90H56V89H54ZM105 90V89H104ZM109 90V89H108ZM110 90H113L114 91V89H110ZM109 90V91H110ZM141 91H142V88L140 89ZM202 90V89H201ZM240 90V92H238V91ZM21 91V92H20ZM58 91V90H57ZM62 90H60V92H61ZM83 91H84V89H83ZM120 91V90H119ZM123 92H125L124 90H122ZM134 91V90H133ZM141 91H139V92H141ZM152 91V92H153ZM158 91V92H159ZM184 91H185V93H184ZM188 91V92H189ZM207 91V90H206ZM224 91V92H225ZM29 92V93H28ZM41 92V93H42ZM105 92V91H104ZM106 92H108V91H106ZM142 92H144V91H142ZM141 92V93H142ZM147 92V91H146ZM151 92V93H152ZM160 92H159V94H160ZM212 92H214V91H212ZM217 92V91H216ZM221 92V91H220ZM219 92V93H220ZM223 92V91H222ZM43 93H45V92H43ZM64 93V92H63ZM66 93H67V91H66ZM102 93V92H101ZM111 93H112V91H111ZM130 93V92H129ZM179 93H181L180 95H175V94H179ZM232 93V94H233ZM254 93V92H253ZM39 94V93H38ZM48 94V93H47ZM103 94V93H102ZM122 94V93H121ZM138 94V93H137ZM136 94V95H137ZM148 94H150V93H148ZM147 93L145 94L144 93V95H148ZM157 94V93H156ZM161 94L159 95V96H161ZM182 94H183V96H182ZM232 94H226L225 93V95H228V96H231ZM255 94V93H254ZM106 95H108V94H106ZM119 95V94H118ZM135 95V96H136ZM153 95H155L154 93H153ZM158 95V94H157ZM156 95V96H157ZM163 95V94H162ZM189 95V96H188ZM212 95V94H211ZM216 95V94H215ZM224 95V94H223ZM256 95V94H255ZM25 96V97H24ZM42 96H43V94H42ZM122 96V95H121ZM121 96H120V98H121ZM127 96V95H126ZM139 96H142V95H139ZM165 96V95H164ZM180 96H182L183 98H181ZM194 96H195V94H194ZM197 96H198V94H197ZM206 96H207V94H206ZM228 96H227V99H226V96L221 100V98H220V100H218V98L219 97H221V96H219V97H217V100H218V104H219V102L220 101H224L225 102V100H230L229 98H228ZM244 96H246V97H244ZM117 97H119V96H117ZM125 97V96H124ZM149 97H150V95H149ZM152 97V96H151ZM162 97V96H161ZM175 97H177L176 99H175ZM208 98L210 97V95H208L207 96ZM207 97H205V98H207ZM258 97H259V99H258ZM263 98V99H261V98ZM71 98V97H70ZM119 98V99H120ZM128 98V97H127ZM134 98V97H133ZM132 98V99H133ZM155 100H156V98L155 97H153ZM159 98L160 97H158V100L157 101H159ZM165 98V97H164ZM168 98V97H167ZM166 98V99H167ZM170 98V97H169ZM181 98V100H179ZM198 98V97H197ZM212 98V97H211ZM215 98V97H214ZM213 98V99H214ZM64 99V98H63ZM130 99V98H129ZM137 99V98H136ZM135 99V100H136ZM163 99V98H162ZM183 99V100H182ZM210 99V98H209ZM208 99V100H209ZM44 100V99H43ZM104 100V99H103ZM118 100V99H117ZM142 100V99H141ZM154 100V101H155ZM161 100V99H160ZM177 100V101H176ZM191 100L192 99H190V102H191ZM193 100H195V99H193ZM192 100V101H193ZM196 100H198V99H196ZM216 100V101H217ZM232 100V99H231ZM237 100L239 101L240 100V102H241V104H243V105H241L240 104V102H238L237 103V105H236V102H237ZM243 100V101H244ZM252 100V99H251ZM115 101V100H114ZM163 101H165V100H163ZM201 101V100H200ZM44 102V101H43ZM125 102V101H124ZM187 103H188V101H186ZM186 102L184 103H182L181 105H184V104H186ZM211 100H210V103H207V104H210L211 105ZM251 102V101H250ZM256 102V101H255ZM254 102V103H255ZM42 103V102H41ZM128 103H129V101H128ZM160 104H161V102H159ZM164 103V102H163ZM163 103H162V105H163ZM170 103V104H169ZM195 103V102H194ZM213 103V102H212ZM223 103V102H222ZM38 104V103H37ZM125 104V103H124ZM154 104H156V101H155V103ZM158 105V106H161V105ZM165 104V103H164ZM191 104H192V102H191ZM224 104V106H226L225 105V103H223ZM263 104V107H264V103H262ZM40 105V104H39ZM38 105V106H39ZM44 105H45V102H44ZM127 105V104H126ZM129 105V104H128ZM180 105V107H182ZM187 105V104H186ZM189 105V104H188ZM220 105V104H219ZM222 105V104H221ZM220 105V106H221ZM241 105V106H240ZM250 105H252L251 103H250ZM33 106H35V104H33ZM37 106V105H36ZM38 106L35 108V112H36V109L38 108ZM130 106H131V104H130ZM156 106V105H155ZM173 106V105H172ZM193 106H194V104H193ZM193 106H191V107H193ZM209 106V105H208ZM218 106V105H217ZM219 106V107H220ZM223 106V107H224ZM229 106V107H228ZM249 106V105H248ZM30 107H32V105L30 106ZM40 108H43V106H42V104H41V106H39ZM166 107V105L163 107V109ZM179 107V108H180ZM184 107V106H183ZM183 107H182V109H183ZM188 107V106H187ZM187 107H185V109L187 108ZM211 107V106H210ZM244 107V108H243ZM247 107V106H246ZM261 107H262V105H261ZM46 108V107H45ZM178 108V109H179ZM221 108V107H220ZM219 108V109H220ZM258 108V109H257ZM166 109H167V107H166ZM210 109V108H209ZM209 109H208V111H209ZM212 109V108H211ZM251 109H252V111H251ZM38 110V109H37ZM165 110V109H164ZM168 110H167V112H168ZM170 110H172V109H170ZM190 110V109H189ZM206 110H207V108H206ZM213 110V109H212ZM236 110V109H235ZM257 110V111H256ZM261 110V109H260ZM263 110H264V108H263ZM173 111V110H172ZM178 111V110H177ZM115 112H116V110H115ZM213 113H214V111H212ZM32 113V112H31ZM31 113H29L30 115H31V119L34 117H32V114ZM195 113V112H194ZM205 113V112H204ZM223 113V112H222ZM235 113V114H234ZM253 113V114H252ZM261 113H262V110H261ZM159 114V113H158ZM187 114H188V112H187ZM252 114V116H250ZM259 114H260V112H259ZM109 114H106V116H108ZM182 116H183V114H181ZM189 115V114H188ZM216 115H218V114H216ZM231 115H232V117H231ZM261 115V114H260ZM28 116V115H27ZM26 116V117H27ZM187 116V115H186ZM200 116V117H199ZM219 116V115H218ZM25 117V116H24ZM36 117V116H35ZM110 117V116H109ZM213 117H215V116H213ZM223 117V115H222V118H224ZM236 117L238 118V119H236ZM253 117V118H252ZM38 118V117H37ZM103 118V120H104V118L105 117H102ZM180 118V117H179ZM197 118V119H196ZM216 118V117H215ZM232 118H233V121H234V118H235V124L234 123H232ZM257 118V117H256ZM258 118H260V117H258ZM264 118V116L262 117V119ZM4 118H1L0 119V128H2L3 127V129L8 125V124H6L7 123V121H6V123L4 122V120H3ZM112 119V118H111ZM213 119V118H212ZM261 119V118H260ZM261 119V120H262ZM30 120V119H29ZM35 120V119H34ZM239 122H238V121ZM25 121L26 120H23V122H22V120H21V122L24 124L25 123ZM31 121V120H30ZM105 121V120H104ZM180 121V120H179ZM178 121V122H179ZM192 123H191V122ZM200 121H201V119H200ZM220 121H222L221 119H220ZM254 121V120H253ZM255 121H257V120H255ZM259 121V120H258ZM27 123H28V121H26ZM178 122H177V124H178ZM196 123V126H197V128H199V130L197 129V132H198V134H197V132H196V130L194 129V128H192V125L193 126H195V123ZM252 122V121H251ZM22 123H19V125H21ZM32 123V122H31ZM30 123V124H31ZM37 123H38V121H37ZM174 123V122H173ZM185 123V122H184ZM183 123V121H182V124H184ZM190 123V124H189ZM198 123V124H199ZM256 123V122H255ZM33 124V123H32ZM41 124H42V122H41ZM105 124V123H104ZM176 123H175V125H177ZM186 124H185V126H186ZM216 124V123H215ZM221 124H222V122H221ZM231 124H232V126H231ZM235 126H234V125ZM246 124V123H245ZM252 124H253V122H252ZM251 124V125H252ZM19 125H17L18 127H19ZM25 125V124H24ZM37 125V127H40V126H38L39 125V123L38 124H36ZM110 125V124H109ZM161 125V124H160ZM179 125H181V123L179 122ZM227 125V124H226ZM225 125V126H226ZM243 125V124H242ZM159 126V125H158ZM36 127V128H37ZM155 127V126H154ZM167 127V126H166ZM171 127H172V125H171ZM175 127V128H174ZM181 127H183V125H181ZM210 128V129H208L207 131L208 132H210L209 134H208V132H207V135L205 136V139L203 140V141H201L202 140V138H204V136H202L201 137V139L199 138L200 137V135L204 132V133H206L204 130L206 129V128ZM251 127V126H250ZM261 127H263V125L261 126ZM17 128V127H16ZM33 128H34V124H33ZM41 128V127H40ZM159 128H160V126H159ZM159 128H155V129H158L157 131H159ZM196 128V127H195ZM201 128V129H200ZM7 129H8V127H7ZM154 129V130H155ZM164 129V128H163ZM168 129V128H167ZM193 129V130H192ZM248 129V128H247ZM6 130V129H5ZM106 130V129H105ZM161 130H162V127H161ZM190 130V131H189ZM240 130V129H239ZM249 130H250V128H249ZM252 130V129H251ZM250 130V131H251ZM0 131H1V129H0ZM15 131H16V129H15ZM38 131V130H37ZM156 131V132H157ZM176 131V132H175ZM178 131H180V132H178ZM191 131H194L193 133H195V134H197V136H196V138L191 142V140H189L188 142L187 141H185V143L183 142V143H181L180 144V137H182V136H186L187 134H188V137H190V135L189 134H191ZM257 131H259V132H257ZM236 132V131H235ZM248 132V131H247ZM1 134L3 133V132H0ZM20 133V132H19ZM151 133V132H150ZM192 133V134H193ZM140 134V133H139ZM164 134H165V132H164ZM166 134H167V132H166ZM249 134V133H248ZM252 134V133H251ZM176 135H178L179 137H176ZM153 136V135H152ZM152 136H151V140H152ZM156 136H157V134H156ZM171 136H170V138H171ZM192 136V135H191ZM208 136V137H207ZM2 137V136H1ZM0 137V138H1ZM188 137H187V139H188ZM194 137H195V135H194ZM157 138V137H156ZM160 139H161V135H160V137H159ZM169 138V139H170ZM175 138H177V140H179V144L180 145H178V143L176 142L175 143ZM186 138V137H185ZM184 138V139H185ZM192 138V137H191ZM190 138V139H191ZM250 138V137H249ZM159 139V140H160ZM182 139V138H181ZM159 140H158V142H159ZM197 140V142H195V145H194V141H196ZM184 141V140H183ZM201 141V142H200ZM0 142L2 143H0V146H4L3 144H4V141L2 140H0ZM153 143H154V141H152ZM155 143H157L156 141H155ZM164 143V142H163ZM165 143H166V141H165ZM165 143L163 144L164 146H165ZM187 143H189L188 145H187ZM191 143V144H190ZM192 143H193V146H192ZM167 144H168V141H167ZM166 144V145H167ZM178 146H177V145ZM243 144V143H242ZM170 145V144H169ZM206 145V146H205ZM163 147V146H162ZM161 147V148H162ZM174 146H172L171 148H173ZM186 149V150H184V148ZM187 147H190L189 149L187 148ZM208 147V148H207ZM155 148V147H154ZM153 148V149H154ZM167 148V147H166ZM183 148V149H182ZM192 148V149H191ZM234 149V148H236V152L235 153H232V151L230 150V149ZM1 149V148H0ZM189 151H188V150ZM203 151H202V150ZM108 150V149H107ZM167 150V149H166ZM172 150V149H171ZM181 150H182V152H181ZM184 150V151H183ZM1 151H3V149H1ZM0 151V153H2ZM109 151V150H108ZM170 151V150H169ZM173 151V150H172ZM238 151V152H237ZM166 152V151H165ZM165 152H164V154H165ZM201 152H205L204 153V155H203V153H201ZM8 153V152H7ZM173 153V152H172ZM197 153V154H196ZM198 153H200L199 155H198ZM153 154V153H152ZM168 154H171V152L170 153H168ZM177 154V153H176ZM177 154V155H178ZM2 155H3V153H2ZM175 155V154H174ZM180 155H178V157H180ZM192 155H194V157L195 156H197L195 159H193L194 157L192 156ZM172 156H173V154H172ZM168 157V156H167ZM175 157L177 158V156L175 155ZM183 157V156H182ZM186 157V158H187ZM193 157V158H192ZM173 158V157H172ZM184 158H185V156H184ZM189 158H192L190 161H189ZM198 158V159H197ZM157 159V158H156ZM149 160V159H148ZM174 160H176V159H173V162H174ZM1 161V160H0ZM8 161V160H7ZM151 160H149V162H150ZM155 160H154V158H153V162H154ZM158 162H157V164H158V166L157 167H159V163L161 162V161H159V158H158V160H157ZM169 161H170V158H169ZM178 161H179V159H178ZM189 161V162H188ZM2 162V161H1ZM6 162V161H5ZM9 162V161H8ZM166 162L164 163L165 164V166H166ZM3 163H4V161H3ZM120 163V162H119ZM128 163V162H127ZM7 164V163H6ZM9 164H10V162H9ZM121 164H122V162H121ZM124 164V163H123ZM129 164V163H128ZM164 164H163V162L161 163V165L163 166V168L165 167L164 166ZM171 164V165H170ZM151 165V164H150ZM154 166H156V162L153 164ZM153 165H152V167H153ZM160 165V166H161ZM0 166H1V164H0ZM3 166V165H2ZM111 166V165H110ZM126 166V165H125ZM134 166V165H133ZM139 166H140V164H139ZM148 166H149V163H148ZM162 166L160 167V169L161 170H165V169H163L162 168ZM186 166H187V168L188 169H186ZM121 168H122V166H120ZM119 167V168H120ZM147 167V166H146ZM151 167V166H150ZM151 167V168H152ZM157 167H154V168H152L153 169V172L154 171H156V170H154L155 168H157ZM127 168V167H126ZM132 168V167H131ZM134 168H136V166L134 167ZM138 168V167H137ZM168 168V169H169ZM184 170H183V169ZM107 169V168H106ZM109 169V168H108ZM144 169H145V165H144ZM150 169V168H149ZM167 169V168H166ZM167 169V173H168V175H170L171 176V174H169V170ZM179 169H181L178 173H177V171L179 170ZM4 170V169H3ZM110 170V169H109ZM127 170H128V168H127ZM138 169H136V170H132V171H135L134 173L135 174H137L138 175V172L136 173V171H137ZM157 170H158V168H157ZM185 170H186V172H185ZM188 170V171H187ZM111 171V170H110ZM129 172H130V170H128ZM131 171V172H132ZM138 171H141V168L139 167V170ZM151 171V170H150ZM160 171V170H159ZM173 171V170H172ZM4 172V171H3ZM120 172V171H119ZM145 172V171H144ZM144 172H143V170H142V173H141V175H142V177L144 176ZM161 172V171H160ZM166 172V171H165ZM181 172V173H182ZM0 173H1V171H0ZM151 173V172H150ZM157 173V172H156ZM182 173V178H183V174ZM3 174V173H2ZM155 174V173H154ZM158 174H159V172H158ZM163 174V173H162ZM172 174V175H173ZM194 174V175H193ZM140 175V174H139ZM187 175V174H186ZM186 175H184V180H186V183H185V185L187 186V183L188 182H190V183H194V182H192L193 180L191 179L190 180V176H186ZM200 175H202L201 177H200ZM8 176V175H7ZM161 176V175H160ZM165 176V175H164ZM149 177V176H148ZM153 177V176H152ZM151 177V178H152ZM157 178L159 177V175H157L156 176ZM155 177V178H156ZM172 177H169L170 179L172 178ZM178 175H177V179H175V180H177L178 181ZM186 177V178H185ZM187 177H189V180H188V182H187ZM203 177V178H202ZM5 178V177H4ZM145 178V177H144ZM157 178H156V180L153 178V180H155L157 183H159V181L161 180V178H160V180H158L157 181ZM168 178V177H167ZM180 179H181V176H180ZM196 179V180H195ZM13 180V179H12ZM163 180H165V179H163ZM162 180V181H163ZM198 180H199V184H198ZM205 180H209V181H206L205 182ZM9 181H10V179H9ZM167 181V180H166ZM180 181V180H179ZM179 181H178V184H179ZM181 182H183V181H181ZM156 183V184H157ZM168 183H169V180H168ZM172 183H175V185H176V188H177V185L178 184H176V181L174 182V180H173V182ZM190 183H189V185H190ZM208 184V185H207ZM165 185H166V183H165ZM183 185H184V183H183ZM188 185V186H189ZM192 185V184H191ZM152 186V185H151ZM169 186V185H168ZM172 186H174V184L172 185ZM180 186V185H179ZM207 186H209V187H207ZM121 187H122V185H121ZM124 187V186H123ZM156 187V186H155ZM159 187V186H158ZM205 187L206 188H208V193L206 194V192L204 191V189H205ZM149 188V187H148ZM151 188V187H150ZM182 188V187H181ZM187 188V187H186ZM153 189V188H152ZM156 189V188H155ZM160 190H161V187L159 188ZM164 189H166V188H164ZM125 190V189H124ZM154 190V189H153ZM157 190H158V188L156 189V191L155 192H157ZM171 190H172V187H171ZM203 190V191H202ZM169 191V190H168ZM175 191V190H174ZM201 191H202V193H201ZM206 191H207V189H206ZM120 192V191H119ZM122 192H123V190H122ZM164 192H166V191H164ZM147 193H148V191H147ZM189 193V192H188ZM193 193H191V194H193ZM195 193H194V198H195ZM109 194H111V193H109ZM164 195V194H163ZM197 196L196 197V200H194V202H197L198 203V199L200 198V196ZM165 196V195H164ZM191 196V195H190ZM189 196V197H190ZM184 197V196H183ZM187 197V196H186ZM188 197V198H189ZM192 197L193 196H191V199H192ZM230 197V198H229ZM187 198V199H188ZM198 198V199H197ZM201 198H200V201H201ZM238 198H239V200H238ZM203 200V199H202ZM157 201V200H156ZM200 201H199V206L200 207H198V205H197V209L198 208H200V210H202V212L204 211V209L202 208V207H204V205H205V201H204V205H203V202H202V205H200ZM193 202V203H194ZM156 203V202H155ZM156 205H157V203H156ZM193 205V204H192ZM208 206V205H207ZM190 207H191V210H192V206L190 205ZM194 207V206H193ZM209 207V206H208ZM208 207H206V208H208ZM212 207V208H213ZM195 208V207H194ZM202 208V209H201ZM209 209H211V207L209 208ZM211 211V210H210ZM219 211V210H218ZM204 213L206 214V213H208V209H207V211L205 210L204 211ZM208 214H209V216H208ZM207 214V216H208V218L209 219H212V218H210V213H208ZM206 216V217H207ZM208 220V219H207ZM204 221H206V220H204ZM202 222H203V218H202ZM211 222V221H210ZM213 222H214V220H213ZM213 222H211V223H213ZM221 222V223H220ZM213 224V225H216V224ZM237 224L239 225V226H237ZM240 224H244L245 226H246V228H244V226H243V228H242V226L240 227ZM262 225L264 224V222L263 223H261ZM213 225H211L210 224V226L211 227H213ZM202 227H201V230H203L202 229ZM215 227V226H214ZM235 227L237 228L236 229V231H235ZM248 227V228H247ZM263 227V228H262ZM240 228H242L241 230H240ZM250 228V229H249ZM239 229V231H237ZM206 231V230H205ZM210 231V232H209ZM202 232V231H201ZM203 233V232H202ZM202 235H200L201 237H202ZM217 235V236H216ZM235 237H234V239H235ZM200 238V237H199ZM208 238H204V240H209ZM256 238V239H255ZM202 239V238H201ZM200 239V240H201ZM224 239L226 240V241H224ZM198 240V239H197ZM231 240V238L229 239V241ZM246 240V241H247ZM203 241V240H202ZM253 241H255V243L253 242ZM231 242V241H230ZM233 242V241H232ZM235 242V241H234ZM251 242H252V244H251ZM203 244H204V241H203ZM209 244H210V242H209ZM237 244V243H236ZM236 244H234L233 243V246L235 245L236 246ZM243 244V243H242ZM207 245V244H206ZM210 245V246H211ZM227 245H228V242H227ZM230 245V244H229ZM232 245V244H231ZM237 246H238V244H237ZM244 246V245H243ZM250 246V247H251ZM209 247V246H208ZM247 247H248V245H247ZM210 249H211V247H210ZM226 249H229L228 248V246H226ZM159 250H160V248H159ZM204 250V249H203ZM219 250V249H218ZM216 251V250H215ZM240 251V250H238V248H236V253H238V252ZM162 252L164 253V251L162 250ZM214 252V251H213ZM222 252V251H221ZM226 252V254L224 253V252H222V253H224V256L223 257H221V253H220V250L218 251V253L220 254V256H218L219 257V259L218 260H216L215 262H214V260H209V262H206V263H212V264H262L261 263V260L260 259H262L261 257H258V259H256V260H253V261H245L244 260V258L245 257H242V255H236L235 253L234 254H232L233 252H235L234 250H233V252H231L230 251V253H229V251L227 252V250L225 251ZM242 252H245V250L244 249H242ZM247 252V251H246ZM245 252V253H246ZM217 253V254H218ZM229 253V254H228ZM156 254H158V253H156ZM159 254H160V252H159ZM215 254H216V252H215ZM164 255H166V254H164ZM213 255H214V253H213ZM154 256V255H153ZM162 256V255H161ZM169 256V255H168ZM166 257V256H165ZM210 258H211V256H209ZM206 258V257H205ZM205 258L203 257V259L205 260ZM154 260L156 259V258H153ZM162 259H163V256H162ZM157 260V259H156ZM160 260H161V257H160ZM207 261H208V257H207ZM214 263H213V262ZM154 262V261H153ZM160 262V261H159ZM162 262H164V261H162ZM205 262V261H204ZM203 262V264H206V263H204ZM151 263V262H150ZM173 263H175V262H173ZM176 264V263H175Z\"/></svg>","mask_w":264,"mask_h":264}]
</instances>
